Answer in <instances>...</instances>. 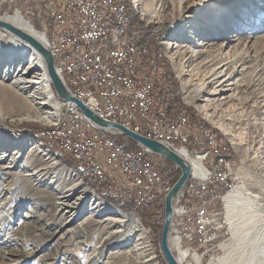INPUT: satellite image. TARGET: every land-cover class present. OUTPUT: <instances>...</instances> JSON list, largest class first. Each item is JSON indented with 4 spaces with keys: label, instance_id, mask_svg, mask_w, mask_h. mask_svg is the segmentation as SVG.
Masks as SVG:
<instances>
[{
    "label": "rangeland",
    "instance_id": "1",
    "mask_svg": "<svg viewBox=\"0 0 264 264\" xmlns=\"http://www.w3.org/2000/svg\"><path fill=\"white\" fill-rule=\"evenodd\" d=\"M129 1L137 12L144 29L152 25V31L155 34L166 32L164 39L159 41L158 51L154 52L152 56L161 52L162 60L166 59L169 62L180 84L184 107L191 108V114H194L195 118L209 125L207 130H212L211 132L216 135L218 143L221 139L231 149V156H229V152L227 156L228 160L232 158L233 170V173H230L226 179L229 181L227 184L229 190L236 185H244L246 189L256 195L257 199L264 200V0L260 1L261 11L256 12V16L250 14L244 25L238 22L239 18L243 20L246 17L243 14V9H246L243 2L241 0H220L218 4L232 10L231 13H227L232 22L228 30L223 25H215V23V26L207 27L208 21L213 16L212 12L205 16L204 9L202 6L197 7L195 1L193 3L191 0L188 1L191 3L189 9H185L186 4L180 10L175 4L166 9L156 6L154 11L158 18L149 21L140 15L141 4L139 1ZM14 13L13 7L0 5V19L12 16ZM20 16L33 31L38 33L23 11ZM131 31L136 35L139 33L136 30ZM2 34L9 35L8 32L0 29V45L6 39ZM225 34H227L228 40L232 35L239 37L238 43L234 44L233 42L223 52H217L215 46L225 40ZM200 39L206 42L207 52L203 54L195 52L193 56L178 52L175 46L167 47L166 45V43H182L195 46ZM220 56L231 61L228 67L231 74L234 67L238 68L237 74L234 73L231 78L235 87L226 94V99L220 102H205L204 100L209 98L208 92L211 90V84H207L203 80L202 76L208 68L199 64V60L207 59L210 60V63H216ZM210 63H205L206 67ZM4 65L5 61L0 64V70ZM181 78L188 83L189 104L185 103L183 99L184 91ZM235 78L239 80L236 81ZM50 88L57 99L51 85ZM57 101L59 102L58 107H60L61 101L58 99ZM57 114H59V108ZM21 115L22 112L18 110L17 113H8L7 117L0 119V146L3 147L1 151L11 154L21 150L16 161H11L10 168L0 169V264H126L116 263L113 258L106 261L105 257L109 252L115 249H124V246L113 243L102 249L100 228L96 229L95 224L90 225L91 222L86 219L87 215L79 216L70 224H63L61 214L55 210L56 194L65 191L71 197H84L82 187L90 189L96 198L102 200L91 188L84 185L75 173L78 178L68 174L65 170L68 168L64 165L63 167L43 145L40 131L46 133L50 128H53V123L57 121L58 115L56 118H50L51 121L48 122L22 120ZM190 127L192 129V124ZM34 130H37V137L33 136ZM189 136L191 141V134ZM52 145L54 146V144ZM55 149L61 152L56 147ZM196 153L197 151L191 154L192 158L197 157ZM187 158L191 159L188 156ZM47 159L57 162L56 165H51ZM205 167L208 168L206 165ZM165 170L166 176L171 182L173 169H169L165 164ZM191 176L203 178L204 173L201 176ZM191 176L188 180H191L193 185L185 190L187 181L183 188L184 192L196 191L197 182ZM78 180L81 181L80 186L76 185ZM228 191L222 192L223 197ZM102 202L111 206L104 200ZM83 204L86 209L91 208L94 214H108L102 212L100 207L96 208L91 196H85ZM218 206L222 208L225 217L223 198L218 200ZM126 215L137 216L155 262L167 264L161 251L160 240H158L159 234L151 231L154 226H163L164 199L162 223L159 225L156 224L158 214H151L147 227L142 223L138 214ZM174 219L175 214L172 224ZM129 228L130 226L127 225L124 234H128L127 229L129 230ZM171 228L172 225L169 228L168 237H173ZM223 240L221 247L229 245L231 241L229 227ZM151 242H154L155 251ZM221 249L222 251L216 253L218 258L226 254V250ZM172 254L175 257L173 252ZM205 263H208V260ZM209 264L219 263L214 260Z\"/></svg>",
    "mask_w": 264,
    "mask_h": 264
},
{
    "label": "built area",
    "instance_id": "2",
    "mask_svg": "<svg viewBox=\"0 0 264 264\" xmlns=\"http://www.w3.org/2000/svg\"><path fill=\"white\" fill-rule=\"evenodd\" d=\"M0 5L23 11L48 45L56 73L72 95L99 118L161 142L188 157L202 155L203 178L196 191L183 190L174 202L171 234L183 253L182 264L217 261L228 227L222 208V192L228 187L225 173H233L232 158L217 160V152H229L219 139L212 145L204 128L188 132L172 130V120L162 118L156 87L166 78L163 61L153 62L149 47L135 42L130 13L123 0H0ZM158 79V86H151ZM170 110V109H169ZM181 114V113H176ZM190 122L181 114L180 125ZM191 134V141H184ZM62 153L77 158L83 172L109 182L123 199L134 198L144 208L154 205L163 214V199L171 189L160 157L143 150H129L116 134L94 128L75 106L62 102L58 128L41 133ZM209 168H206L205 165ZM166 172V173H165ZM156 224L157 217H156Z\"/></svg>",
    "mask_w": 264,
    "mask_h": 264
},
{
    "label": "bare ground",
    "instance_id": "3",
    "mask_svg": "<svg viewBox=\"0 0 264 264\" xmlns=\"http://www.w3.org/2000/svg\"><path fill=\"white\" fill-rule=\"evenodd\" d=\"M136 1H139L141 4L139 13L146 21L158 18V15L154 11L156 6L166 9L175 4L178 10H180L186 4L185 9H189V5L195 1L197 7L202 6L204 9L205 16L212 12L213 16L208 21L207 27L215 23V25H223L228 30L232 25L230 15H227L232 10L218 4L220 0H191V3H188L189 0ZM260 1L241 0L242 4L246 7V9L244 8L245 10L243 9V14L246 17L243 15L245 17L243 20L239 18L238 22L240 24H246L250 14L256 16V12L260 10ZM1 20L42 41L40 34L33 31L30 25L19 14H13ZM2 35L6 39L0 45V64L5 61L3 69L0 70L2 74L0 76V119L7 117L8 113H17L18 110L22 112V120L48 122L52 118H56L58 115L57 109L59 108L60 110L62 102H60V107H58L59 102L50 88V80L48 79L42 59L30 46L14 35L10 33L9 35ZM226 36L227 34H225V40L221 44L219 43L215 46L217 52H223L233 42L234 44L238 43L239 37L232 35L231 39L228 40ZM166 45L167 47L175 46L178 52H183L190 56H193L195 52H200V54L206 53L208 47L202 39L198 40L195 46L182 43H166ZM162 56L161 52L153 55V62H159ZM209 61L207 59L199 60V64L208 68L202 78L207 84H211V90L208 92L209 98H206L204 101L220 102L226 99V94L235 87V84L231 82V78L234 73L237 74L238 68L237 66L234 67L231 74L228 71L231 61L221 56L216 60V63H210ZM205 63L210 64L206 67ZM238 80L236 79V81ZM181 82L184 91V102L189 104L188 83L183 78H181ZM156 85H158V79H151V86ZM161 108L162 110H168L166 104L163 102H161ZM176 113L187 115L186 110L182 108L174 113L162 111V118L172 120V130L188 132V122L180 125L181 114ZM52 127L46 133H51L54 129L58 128V119L53 123ZM189 135L184 134V141H190ZM204 136L210 137L212 145H219L216 135L210 130H204ZM1 150H3L2 146H0V169L10 168L12 165H10L11 161H16L21 150L19 152L14 151L11 154H7ZM177 153L189 162L191 175L201 176L202 173L205 175L201 164L202 155L188 159L185 150L181 149ZM227 156L228 152H217V160H228ZM72 159L83 170V164L77 158ZM47 160L51 162V160ZM56 163L52 161L51 165H56ZM229 175L230 173H225V180ZM76 185L80 186L81 181L78 180ZM82 191L84 197H92L96 208L100 207L103 210L102 212L108 214H94L91 208L86 209L84 207V197H71L70 194H66L64 191L56 194V201L54 203L55 210L61 214L60 217L63 224H70L79 216L87 215L86 219L91 222L90 225L95 224L96 229L100 228L102 249L113 243H116L118 246H124V249L120 248L121 250L115 249L109 252L107 257H105L106 261H110L113 258L116 263L157 264L137 216L126 215L111 208L103 203L102 200L96 198L90 189L82 187ZM223 205L231 241L229 245L221 247L226 250V254L219 257L217 262L219 264H264V200L257 199L256 195L246 189L244 185H236L223 197ZM157 223H162L161 215L158 216ZM127 225L130 228L129 230L127 229L128 234H124ZM233 245L234 247H232ZM168 246L170 251L174 253L177 263L182 264L183 253L178 246L177 239L168 237Z\"/></svg>",
    "mask_w": 264,
    "mask_h": 264
},
{
    "label": "trees",
    "instance_id": "4",
    "mask_svg": "<svg viewBox=\"0 0 264 264\" xmlns=\"http://www.w3.org/2000/svg\"><path fill=\"white\" fill-rule=\"evenodd\" d=\"M125 3V6L128 8L129 13H130V22H131V30H136L138 31V35L134 36L135 42L139 44H144L149 47V52L154 53L158 51L159 49V41L163 40L165 37L166 32L162 31L158 34H155L152 31V25L149 26L148 28L144 29L143 25L140 21V18L137 14V12L133 9V6L129 0H123ZM155 53L154 55H157ZM162 59V58H161ZM163 65L166 71V78L164 81V84L162 86L156 87V94L157 97L162 100L161 102L165 103L167 106V109L169 112L174 113L177 112L181 108H185L181 99V90H180V84L175 77V74L173 72V69L171 68L169 62L164 59ZM53 88V87H52ZM54 93V92H53ZM170 109V110H169ZM192 109L187 108L186 112L188 113V117L190 122H188V129L189 131L192 130L190 129L191 124H196L199 123L201 128L205 127L204 129H207L209 125L198 119L195 118L196 116L194 114H191ZM190 127V128H189ZM212 131V130H211ZM215 133H218L217 131L213 130ZM38 136L37 130H34L33 136ZM117 140L124 144L127 149L129 150H143L140 146L129 140L128 138L121 136V135H116ZM43 145L48 149V151L54 155L58 161L64 165L66 168H68L70 171L75 173L86 185L87 187L91 188L94 193L100 197L102 200H104L106 203L111 205L115 210L117 209L123 214H130V213H136L139 215L142 223L147 227L148 222L150 220L151 214H154V205H150L147 208L141 207L134 198H131L129 200L123 199L118 193L114 192L112 189V186L109 182H104L100 181L97 178L90 176L83 172L79 164L74 161L70 156L58 152L55 149V146H53L51 143L43 140L42 141ZM228 145V144H227ZM166 164V166L169 169H173L171 173V185L175 183V181L179 178L180 176V171L174 167V165L167 161L163 160ZM193 185L191 180H188L185 190L190 188ZM229 188L227 187L225 192L228 191ZM225 194V193H224ZM220 208V206H218ZM162 230V226H154L151 231L154 233L159 234L158 235V240H160V232ZM154 236V235H153ZM155 242V241H154ZM154 242H151L152 248L155 251L154 247Z\"/></svg>",
    "mask_w": 264,
    "mask_h": 264
},
{
    "label": "water",
    "instance_id": "5",
    "mask_svg": "<svg viewBox=\"0 0 264 264\" xmlns=\"http://www.w3.org/2000/svg\"><path fill=\"white\" fill-rule=\"evenodd\" d=\"M0 29L2 31L9 32L10 34L14 35L19 40L30 46L34 50V52L38 54V56L42 59L44 63L46 73L50 80V85L53 87L58 100L64 103L75 105L94 128L100 129L108 133L119 134L121 136H124L135 144H137L138 146H140L141 148H143L146 152L170 161L177 169H179V178L172 185L170 191L166 194L164 198V222L160 239L161 251L163 256L165 257L167 264H178L168 246V231L170 226L172 225V219L174 216L173 203L180 194V192L183 190L186 182L190 177L189 162L185 160L182 156H180L178 153L169 149L161 142L148 139L145 136L135 133L118 123L108 122L96 116L93 112L86 108L82 102L77 100L72 95L64 80L56 73L54 68L53 56L50 52L48 45L43 40L39 41L33 36L11 26L10 24L2 21L1 19ZM65 170L71 176L77 177L70 170Z\"/></svg>",
    "mask_w": 264,
    "mask_h": 264
}]
</instances>
